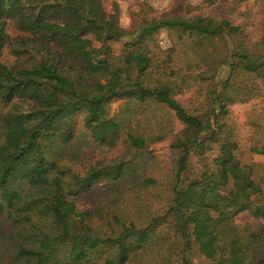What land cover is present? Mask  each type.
<instances>
[{
	"label": "trees",
	"instance_id": "16d2710c",
	"mask_svg": "<svg viewBox=\"0 0 264 264\" xmlns=\"http://www.w3.org/2000/svg\"><path fill=\"white\" fill-rule=\"evenodd\" d=\"M228 1L127 30L104 0H0V264H264V104L246 146L231 109L264 96V37Z\"/></svg>",
	"mask_w": 264,
	"mask_h": 264
},
{
	"label": "rangeland",
	"instance_id": "374dc122",
	"mask_svg": "<svg viewBox=\"0 0 264 264\" xmlns=\"http://www.w3.org/2000/svg\"><path fill=\"white\" fill-rule=\"evenodd\" d=\"M110 7L113 3L118 5L120 11L121 24L127 29H132L137 23V18L139 15V10L143 4L148 5L151 9L157 11H170L173 13H178L187 8H194L195 11L206 14H219L220 16H226L230 14L231 7L229 6L230 1L228 0H218L216 3L207 5V0H104ZM200 7L201 10L197 8ZM240 10H245L246 16L244 21L248 22V27L246 33L252 41H259L264 37V0H247L243 2L239 8ZM235 16V15H234ZM243 18H238L237 20H242ZM161 43L163 46L169 45V40L166 31L161 32ZM130 35L124 37L119 41L112 42V46L115 51H120L123 47L125 41L130 39ZM1 59L7 63H14L15 56L10 52L9 47H6ZM178 99L181 103H191L194 99L192 93L179 95ZM264 104V96L258 97L250 100L246 103H235L231 106L232 114L239 124V130L242 135L243 145H247L250 120L256 115L260 106ZM118 106V102L113 103V108ZM171 138L156 143L149 147V150L153 151L154 154L162 159L171 161L173 157V149L171 148ZM209 158H201L194 154L190 158V172L200 173L205 169L206 163L209 162ZM255 159L264 160L263 156L255 155ZM253 220L252 216L247 212H243L236 217V221L239 224H245Z\"/></svg>",
	"mask_w": 264,
	"mask_h": 264
}]
</instances>
